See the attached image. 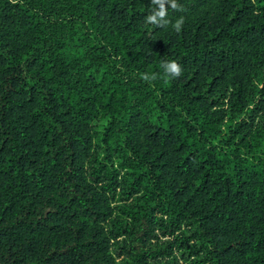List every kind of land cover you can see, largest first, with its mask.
Segmentation results:
<instances>
[{
  "label": "trees",
  "instance_id": "trees-1",
  "mask_svg": "<svg viewBox=\"0 0 264 264\" xmlns=\"http://www.w3.org/2000/svg\"><path fill=\"white\" fill-rule=\"evenodd\" d=\"M162 2L0 0V264H264V0Z\"/></svg>",
  "mask_w": 264,
  "mask_h": 264
},
{
  "label": "clouds",
  "instance_id": "clouds-1",
  "mask_svg": "<svg viewBox=\"0 0 264 264\" xmlns=\"http://www.w3.org/2000/svg\"><path fill=\"white\" fill-rule=\"evenodd\" d=\"M154 4L158 5L153 11L146 16V21L155 24H167L168 21L165 19L166 10L162 0H154ZM171 7L173 9L177 8L176 0H170ZM184 23V18L181 16L172 25L176 31H179ZM182 73V66L175 59L161 60L160 61V72H143L140 73V78L145 82H152L157 80L158 76L165 80H171L173 78L179 77Z\"/></svg>",
  "mask_w": 264,
  "mask_h": 264
},
{
  "label": "rangeland",
  "instance_id": "rangeland-1",
  "mask_svg": "<svg viewBox=\"0 0 264 264\" xmlns=\"http://www.w3.org/2000/svg\"><path fill=\"white\" fill-rule=\"evenodd\" d=\"M107 122L105 119H101L100 121H97V129L102 131V129L106 126Z\"/></svg>",
  "mask_w": 264,
  "mask_h": 264
}]
</instances>
